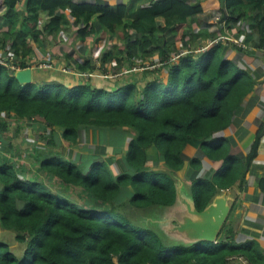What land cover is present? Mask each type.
Returning <instances> with one entry per match:
<instances>
[{
	"label": "trees",
	"instance_id": "1",
	"mask_svg": "<svg viewBox=\"0 0 264 264\" xmlns=\"http://www.w3.org/2000/svg\"><path fill=\"white\" fill-rule=\"evenodd\" d=\"M15 2L0 0L8 26V31L0 32V48L13 52L21 68L29 66L25 58L30 47L17 34L25 22L35 28L41 12L50 18L39 35L57 31L68 8L81 24L82 39L99 29L109 36L122 33L124 43L104 52L102 63L137 54L145 64L158 52L163 60L173 51L179 53L176 44L185 42L189 18L203 10L184 0H156L129 18L125 5L27 0L20 20ZM223 10L228 25L247 21L255 46L264 48V0H223ZM225 49L218 43L196 57L181 53L168 65L166 82L151 79L142 86L123 81L98 87L89 77L75 85L36 81L20 85L0 66V229L10 231L18 245L14 251L0 241V264H231L230 257L238 255L250 264H261L255 261L261 256L255 254L253 243L234 241L230 213L216 241L185 245L165 241L135 211L174 202L175 176L184 165L183 149L188 145H198L214 162L211 174L192 179L197 211L233 183L238 163L224 155L225 144L213 134L230 124L253 81L224 57ZM89 67L87 60L80 66ZM33 120L51 130L43 138L46 144L36 149V173L26 171L12 154L1 155L9 151L4 139L9 123ZM81 130L98 134L96 152L76 159L54 152L58 132L71 145ZM259 134L248 158L256 154ZM157 157L166 171L154 169ZM189 164L193 172L200 167L197 158L189 159ZM46 180L57 182L64 194L52 191ZM71 191L85 205L66 194Z\"/></svg>",
	"mask_w": 264,
	"mask_h": 264
},
{
	"label": "crops",
	"instance_id": "2",
	"mask_svg": "<svg viewBox=\"0 0 264 264\" xmlns=\"http://www.w3.org/2000/svg\"><path fill=\"white\" fill-rule=\"evenodd\" d=\"M26 1L16 0L15 2V9L20 20L25 13ZM70 1L75 4L92 3L111 7L125 5L126 16L133 18L137 14V9L147 7L156 0ZM184 1L190 4H199L203 10L189 18L188 24L184 28L186 31L185 42L176 44L177 51H183V54L192 53L196 57L199 53L220 43L226 46L224 57L235 68L245 70L253 81L251 91L241 101L239 108L231 118L230 124L213 134L215 140L225 144L227 149L224 151V155L227 154V156L232 157L233 162L238 163L233 183L219 189L214 198L220 196L226 199L229 206L227 216L230 213L234 241L239 244L253 243L254 247L257 248L255 254L261 256V260L255 258V261L264 264V48L255 46L251 27L247 21L239 20L235 24L228 25L226 18L221 20L225 13L219 0ZM5 11L6 6H0V32L8 31L4 17ZM63 14L64 24L53 33L39 35L44 23L50 18L44 12L40 13L35 28L29 22H25L20 33H16V38H24L30 47V52L25 59L29 64L26 67L33 70V81L75 85L89 77L94 85L108 88L117 86L123 81H135L140 86L151 79L160 82L167 81L168 65L176 59L166 63L165 60L161 59V55H159L161 53L158 52L145 64H143V60L136 58L137 54L131 57L133 59H111L102 63L101 57L104 52L114 50L117 45L124 43L122 33L109 36L105 31L99 29L82 39L78 33L81 24L75 22L68 8L63 10ZM36 32L38 34L35 36L34 33ZM11 53L13 54V52ZM174 53L176 52L173 51L170 55H174ZM86 60L91 67L82 70L80 66H83ZM157 61L161 64L154 68H143L150 63H157ZM41 63H48L51 66L41 68L39 67ZM50 132L48 127L46 128L45 125L35 120L23 122L20 125L11 121L8 129L4 132L6 147L9 148L7 149L9 151L1 152V155L12 157L10 156L12 154L16 162L20 163L26 171L38 172L35 160L36 149H39L37 145ZM259 132L256 154L248 158L252 144ZM55 141L58 147L54 148V152L71 159L83 156L87 151L96 152L100 143L98 134L93 130H81L79 139L75 144L69 145L63 142L59 132ZM75 147H79V149L76 150ZM183 154L185 155L184 165L175 176L174 202L166 206L168 211L165 212V218L159 220V231H169L168 229H170L171 233H175L173 239L182 238L174 229L177 227L176 221L180 220L185 212V216H192L190 218L194 221L199 218V216L188 212L186 208V204L190 205L192 201L193 177H205L211 174L214 168V162L206 157L205 152L198 145L186 146L183 149ZM106 157L107 155L104 158L106 159ZM110 157L115 159L113 156ZM191 158H197L200 161V167L195 169L196 172L191 171L192 167L189 164ZM220 161L225 164L224 159L221 158ZM154 169L166 171L159 157H157V166ZM186 219L188 220L187 217ZM238 256L249 263L244 256ZM243 260H234V264H240L239 261L244 263Z\"/></svg>",
	"mask_w": 264,
	"mask_h": 264
},
{
	"label": "water",
	"instance_id": "3",
	"mask_svg": "<svg viewBox=\"0 0 264 264\" xmlns=\"http://www.w3.org/2000/svg\"><path fill=\"white\" fill-rule=\"evenodd\" d=\"M219 3L223 8V0H219ZM224 18L225 15L222 16L221 20ZM13 76L20 85L31 83L33 81V70L30 67H26L15 71ZM190 205L186 204L187 211L191 212L192 215L199 216V218L194 221V219L190 218L192 216H185V212L181 219L176 221L177 227L174 230L191 243L201 240L216 241L229 212L226 199L220 196L215 197L202 211L195 209L193 200Z\"/></svg>",
	"mask_w": 264,
	"mask_h": 264
},
{
	"label": "rangeland",
	"instance_id": "4",
	"mask_svg": "<svg viewBox=\"0 0 264 264\" xmlns=\"http://www.w3.org/2000/svg\"><path fill=\"white\" fill-rule=\"evenodd\" d=\"M84 145V144H82ZM79 149V147H77ZM77 148L75 147V149L77 150ZM30 176V174H29ZM46 184L49 186V188L54 191V192H59L61 194H64V191L62 189H59V184L57 182L54 181H48L46 180ZM73 192V193H72ZM71 193V194H70ZM66 192V194L70 197H72L73 199H75L76 202H78L80 205H85L84 203L79 202L78 198H75L74 195V191L71 192ZM148 209V208H146ZM136 213L138 215H141L144 217V221L143 224L147 227L153 228V230H157L159 233H161V235H164V240L165 238L172 243H182L185 245H189L191 244L190 241H188L187 239H185L184 237L181 239H173V237L175 236V233H171V230L168 229L169 231H159L160 227H159V220L165 218V212L168 211V208L166 206H152V209H148L145 210V212H143L142 210H135ZM163 222V221H162ZM165 223V222H164ZM163 223V225H164ZM0 241H4L6 242L10 248L14 251H16V248L18 247L17 243L14 240V236L13 234L8 231V230H4V229H0ZM166 241V240H165Z\"/></svg>",
	"mask_w": 264,
	"mask_h": 264
},
{
	"label": "built area",
	"instance_id": "5",
	"mask_svg": "<svg viewBox=\"0 0 264 264\" xmlns=\"http://www.w3.org/2000/svg\"><path fill=\"white\" fill-rule=\"evenodd\" d=\"M182 52L183 51H180L179 53H174V55H171V57L165 60V62L168 63V62L174 61ZM158 64H161V63L157 61V63L156 62L152 63L148 66H144L143 68H154ZM18 65L19 64H17L14 54H12L10 51L5 50L4 48H0V66L6 68L11 74H14L15 71L26 68V67L21 68ZM50 66L51 65L48 63L39 64V67L41 68L50 67ZM45 144H46L45 141L42 140L38 143L37 147H43ZM230 258H231V264H234V260H237V259L243 260V258L240 256H232ZM239 262L240 264H249L245 259L243 260L244 263H242L241 261Z\"/></svg>",
	"mask_w": 264,
	"mask_h": 264
}]
</instances>
